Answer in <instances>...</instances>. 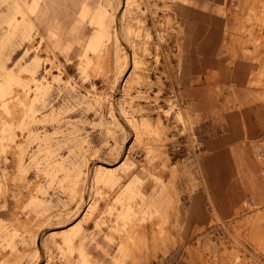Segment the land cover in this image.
<instances>
[{
	"label": "rangeland",
	"instance_id": "rangeland-1",
	"mask_svg": "<svg viewBox=\"0 0 264 264\" xmlns=\"http://www.w3.org/2000/svg\"><path fill=\"white\" fill-rule=\"evenodd\" d=\"M200 1L130 0L124 9L122 0H0V211L15 206L13 218H0V264H79L82 250L96 264L148 262L184 245L174 235L196 199L206 220L193 224L184 248L191 264H264V196L229 220L190 171L195 127L177 92L193 67L184 66V30L192 12H207ZM234 1L229 19L241 25L229 24L225 38L237 53L254 49L250 84L264 103V0ZM98 31L101 45L86 52ZM125 47L148 84L120 89ZM111 95L122 116L147 117L152 130L159 120L161 132L129 135ZM101 162L115 168H96ZM77 223L70 242L51 234Z\"/></svg>",
	"mask_w": 264,
	"mask_h": 264
},
{
	"label": "crops",
	"instance_id": "crops-1",
	"mask_svg": "<svg viewBox=\"0 0 264 264\" xmlns=\"http://www.w3.org/2000/svg\"><path fill=\"white\" fill-rule=\"evenodd\" d=\"M200 2L206 4L203 6L207 7V12L194 11L189 18L193 30L201 28V35L190 39L184 66L190 59L193 67L185 69L183 88H179V95L195 127L190 132L196 152L192 161H196V164L190 171L199 180V188L206 191L212 207L217 209L218 214L231 220L235 209L257 205V199L246 189L248 181L254 178L264 184V168L261 164V158H264V138L261 137L264 136V103L253 99L257 90L250 84L257 71L254 49L243 46L237 53L234 49L238 45H232L225 38L229 24L232 29L239 22L241 25L240 19L238 22L229 19V7H235V1ZM214 33L218 39L212 37ZM207 79L217 81L209 85ZM254 173L259 175L254 176ZM191 205L193 207L188 212L190 217L200 220L205 214L202 204L196 199ZM7 206L6 210L0 211V218L4 220L14 216L13 202L9 201ZM181 233L183 246L173 245L156 259L136 264H191L184 249L192 236L190 224ZM90 252L101 254L94 249ZM93 256L97 260L101 259ZM103 261V264H113L112 261Z\"/></svg>",
	"mask_w": 264,
	"mask_h": 264
},
{
	"label": "bare ground",
	"instance_id": "bare-ground-1",
	"mask_svg": "<svg viewBox=\"0 0 264 264\" xmlns=\"http://www.w3.org/2000/svg\"><path fill=\"white\" fill-rule=\"evenodd\" d=\"M130 3V0H122V6L124 7V9H125V7H127V5ZM123 12H124V10H123ZM184 13H186V10H185V12ZM123 14V13H122ZM102 18V16L100 15L99 16V19H101ZM115 21H117V17L115 18ZM101 23H102V21H101ZM100 23V24H101ZM117 27V26H116ZM201 30V28H197L196 30H193L192 29V26H191V23H190V25H187L186 26V28H185V30H184V32H185V38H186V41L188 42V40H190L191 39V37L192 38H195V37H197V36H200L201 34L199 33V31ZM102 36H103V34H102V32L101 31H98L93 37H91L87 42H86V45H85V51L87 52H96L97 51V49H98V47L101 45V43H102V41H101V39H102ZM212 37L213 38H215V39H218V35H216V33H214L213 35H212ZM123 46H125L124 44H122ZM125 49L127 50V48L125 47ZM127 52V56H126V59H127V61L124 63L125 65H126V67L124 68V70H123V75H124V82L123 83H121L120 84V89L121 90H123V87L125 86V85H129V84H133V85H140L139 83H141V84H144V83H149V81H145V79L143 80V77L141 76V74H138V73H136V71H139L140 70V68H141V66L143 65V62H139V63H137V62H135V61H133V53H131L130 51H126ZM132 55V56H131ZM183 62V61H182ZM89 63H90V61L89 60H87V62H86V66H88L89 65ZM131 67V68H130ZM130 68V69H129ZM181 77H182V79L184 78V73H183V70H182V72H181ZM32 79H33V77H32ZM143 81H145L144 83H142ZM7 82L8 83H15V81H14V79L13 78H11V76L7 79ZM19 82H21L18 78H17V80H16V83H19ZM177 82H178V80H177ZM151 83V82H150ZM146 84V85H147ZM150 85V84H149ZM149 85H147V88H149L148 86ZM152 85V84H151ZM151 87V86H150ZM146 88V89H147ZM176 92H177V90H176ZM124 93V92H123ZM123 93H122V95H123ZM0 95H1V97L2 96H4L5 95V93H4V90L1 88L0 89ZM122 95H120V96H122ZM111 97L113 98V100L111 101V103H110V107L112 108V110H111V112H112V115L116 118V119H118L119 120V122H120V125H121V127L130 135V134H133V136H135V135H140V134H143V133H153V134H158L159 132H161V130H160V125H161V122L158 120L157 121V124H156V126H155V129H151V124H150V121H149V119L147 118V117H141V119L139 120V121H136V119H133V116H132V119H129V118H127V117H125V116H122L119 112H118V110H117V101H116V98H115V96L114 95H111ZM177 97L179 98V94H178V92H177ZM18 98V97H17ZM16 98V100H20V98H18L17 99ZM175 99V98H174ZM15 100V99H14ZM13 100V101H14ZM5 101V100H4ZM12 101V100H11ZM19 103L21 102V101H18ZM17 102V103H18ZM180 102V101H179ZM21 103H23V102H21ZM8 104V103H7ZM20 105V104H19ZM7 106V105H6ZM21 106V105H20ZM135 106V105H134ZM128 107V106H127ZM132 107V106H131ZM7 109H8V107H7ZM140 109H142V107H140L139 108V111H140ZM114 110V111H113ZM144 112H146V111H144ZM141 113H142V111H141ZM147 114V113H146ZM159 128V131L157 130ZM1 130V129H0ZM3 134V133H2ZM96 164H98L97 166H96V168H99V167H101V168H103V166L105 165V166H107L108 168H109V170H113L114 168H115V166L114 165H107V164H104V163H96ZM258 168V167H257ZM106 169V168H105ZM108 170V169H107ZM254 170H255V168H254ZM258 170V169H257ZM252 181V180H251ZM251 181L249 182L248 181V185H246V188L248 187V190H249V192H251V194L257 199V200H259V199H262L263 198V196H264V185H263V183L262 182H260L259 181V183H256L255 181H252V183H251ZM182 204V203H181ZM179 206V207H178ZM177 207L179 208V210H178V212L180 213L179 215H180V220L181 219H183V223H184V225H185V222H186V218H185V216H184V214L185 213H183L182 212V207L180 206V205H178ZM125 208V207H124ZM177 208V209H178ZM152 209V207H148V209H147V211H150ZM119 210V209H118ZM122 211V210H121ZM215 211L217 212V209H215ZM178 212H177V214H178ZM124 213H128V210L126 211H124ZM174 213V212H173ZM218 213V212H217ZM168 215V214H167ZM166 215V216H167ZM171 215H173L172 213H171ZM170 217V216H169ZM182 217V218H181ZM177 218H178V215H177ZM196 218H198V216H196ZM164 220V219H163ZM166 220V219H165ZM169 220V219H168ZM171 220V219H170ZM204 220H206V217H205V214H204V216L200 219V220H196V219H192V218H189V224H190V227L192 228L193 227V224L194 223H197V224H199V223H201L202 221H204ZM176 221V220H175ZM164 223V222H163ZM168 223V222H167ZM182 224V223H181ZM188 224V225H189ZM68 226V225H67ZM75 226L77 227V228H75ZM169 227H171V225L169 226ZM184 227V226H183ZM78 229H80V223L78 224H75V225H70L69 227H66L65 226V228H64V226H62V227H59V228H55V229H53L54 231L51 233V234H66V233H68V232H74V231H78ZM170 229V228H169ZM56 230H58V231H56ZM171 230V229H170ZM179 233H181V230H179L175 235L177 236H179ZM69 234V233H68ZM68 234H66L65 235V237H64V241L65 242H70V241H72V239L73 238H71V236L70 235H68ZM72 234V233H71ZM75 236V235H74ZM73 244L74 243H72V246H73ZM122 244H123V242H122ZM37 245H38V250H40V243H38L37 242ZM68 245V244H67ZM79 247V246H78ZM77 248V247H76ZM80 248V247H79ZM76 250H78V249H76ZM81 253H80V256H79V264H96L93 260H92V258H91V256L89 255V253H87L86 251H84V250H82V251H80Z\"/></svg>",
	"mask_w": 264,
	"mask_h": 264
}]
</instances>
